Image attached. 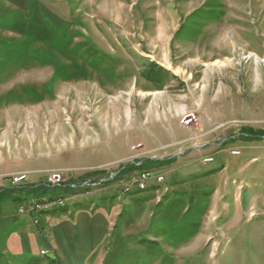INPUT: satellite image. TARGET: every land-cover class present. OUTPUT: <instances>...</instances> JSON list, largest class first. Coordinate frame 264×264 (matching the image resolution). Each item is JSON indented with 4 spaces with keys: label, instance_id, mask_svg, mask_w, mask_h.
<instances>
[{
    "label": "rangeland",
    "instance_id": "374dc122",
    "mask_svg": "<svg viewBox=\"0 0 264 264\" xmlns=\"http://www.w3.org/2000/svg\"><path fill=\"white\" fill-rule=\"evenodd\" d=\"M263 151L264 0H0V264H264Z\"/></svg>",
    "mask_w": 264,
    "mask_h": 264
},
{
    "label": "crops",
    "instance_id": "0c3cea01",
    "mask_svg": "<svg viewBox=\"0 0 264 264\" xmlns=\"http://www.w3.org/2000/svg\"><path fill=\"white\" fill-rule=\"evenodd\" d=\"M248 150L251 148L246 146ZM264 153V151L262 152ZM256 158L252 157L250 162ZM213 161V159H211ZM253 193V192H252ZM260 204L258 207L264 208V195L260 197ZM17 203L10 198L0 199V256H11L12 259L21 258L32 253V249L37 246L38 251L43 245L39 239L31 220L29 218L18 215ZM82 211H68L61 214L41 215L39 220L41 224L48 225L50 232H57L62 235V238L71 236L68 233V226H74L75 223L71 221V218L76 220V223L83 224L87 212ZM80 224V225H81ZM68 225V226H67ZM58 226H61L59 229ZM83 229V228H82ZM39 254V252H37Z\"/></svg>",
    "mask_w": 264,
    "mask_h": 264
},
{
    "label": "built area",
    "instance_id": "2783aa9c",
    "mask_svg": "<svg viewBox=\"0 0 264 264\" xmlns=\"http://www.w3.org/2000/svg\"><path fill=\"white\" fill-rule=\"evenodd\" d=\"M184 122L186 124L190 123L191 122V118H189V117L185 118ZM206 161L209 162L211 160H206ZM150 175H151L150 173L139 174L135 178L132 179V182L134 184H136L137 187L140 186V185H144V184L147 183L148 178L150 177ZM155 179H156L157 182H161L162 181V177H160V176H158V177L156 176ZM22 180H26V177L24 175L14 179L15 182H21ZM47 183L50 184V186H52V187H60L64 183V177L62 176V174L60 172L51 171L47 175ZM70 188L74 189L76 187L75 186H71ZM18 212L22 213V214H24V213L27 214L29 212L32 213V208H28V206L25 207V206L21 205L18 208ZM34 221H35L34 223L36 224L37 221L36 220H34ZM43 253L47 254V252H45V251H43Z\"/></svg>",
    "mask_w": 264,
    "mask_h": 264
},
{
    "label": "trees",
    "instance_id": "16d2710c",
    "mask_svg": "<svg viewBox=\"0 0 264 264\" xmlns=\"http://www.w3.org/2000/svg\"><path fill=\"white\" fill-rule=\"evenodd\" d=\"M37 188L38 187L37 186H34V185L32 187L33 190L34 189H37ZM33 190H31V191H33ZM2 192L6 193V194L3 193V195H1V197H0V199L10 198L14 194L13 189H11V190L9 189V190L2 191ZM19 201H20V199H19Z\"/></svg>",
    "mask_w": 264,
    "mask_h": 264
},
{
    "label": "bare ground",
    "instance_id": "6f19581e",
    "mask_svg": "<svg viewBox=\"0 0 264 264\" xmlns=\"http://www.w3.org/2000/svg\"><path fill=\"white\" fill-rule=\"evenodd\" d=\"M61 205V204H60ZM35 207L39 208L40 207V204L36 205ZM43 253V252H42Z\"/></svg>",
    "mask_w": 264,
    "mask_h": 264
}]
</instances>
